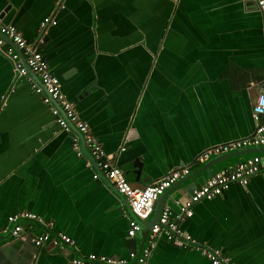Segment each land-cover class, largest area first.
<instances>
[{
    "label": "crops",
    "instance_id": "obj_1",
    "mask_svg": "<svg viewBox=\"0 0 264 264\" xmlns=\"http://www.w3.org/2000/svg\"><path fill=\"white\" fill-rule=\"evenodd\" d=\"M56 1L0 0L1 23L16 26L41 51L66 98L136 188L189 169L163 201L172 218L211 171L264 154L263 146L198 159L212 145L256 129L264 24L254 0H61L63 8ZM47 17L57 25L42 32ZM15 48L5 42V51L20 56ZM76 138L81 144L0 53V264H72L89 254L128 260L145 246L139 235L129 237V210L95 179L83 148L81 156L74 150ZM158 209L156 202L148 221ZM193 211L177 222L196 245L219 249L237 264H264V172ZM21 212L53 222L75 248H37L32 239L42 228L34 223H24V236L16 239L8 218ZM147 264L211 262L162 235Z\"/></svg>",
    "mask_w": 264,
    "mask_h": 264
},
{
    "label": "built area",
    "instance_id": "obj_2",
    "mask_svg": "<svg viewBox=\"0 0 264 264\" xmlns=\"http://www.w3.org/2000/svg\"><path fill=\"white\" fill-rule=\"evenodd\" d=\"M259 11L263 15L264 24V0H254ZM57 5H61V0L56 1ZM56 21L52 17H47L41 24L42 32L46 31L49 25H56ZM3 36L4 38H2ZM5 38L12 41L19 50L23 52L26 58L28 68L39 79L40 84L29 76L26 67L21 63L20 56L13 50L4 51V54L13 62L14 69L18 76L27 77L33 90L43 96V102L49 107L50 113L54 116L56 123L66 132L72 131L74 126L83 136L85 148L90 153L93 163L99 172L113 185V188L123 195L129 202L136 219L129 221V237L136 238L142 231V225L139 223L146 222L154 211L156 201L168 189L172 188L177 182L189 174L188 168L174 170L159 181L148 185L144 188H136L127 178L123 169L117 166L115 155L105 152L103 145L94 137L89 125L84 122L74 105L68 101L62 92V86L59 78L51 71L48 62L37 48L30 45L23 36V33L14 25H5L0 19V50L5 46ZM40 46L45 44L44 39L38 41ZM5 102V101H4ZM253 119L256 123L254 133L244 139L234 140L227 143L214 146L199 156V160L208 161L212 156H223L240 151L247 148H258L264 146V83L261 91L256 98L253 106ZM74 150L78 155H82V147L78 138L74 140ZM125 151V148L122 149ZM264 172V154H256L248 157L230 170H218L204 185L194 190L190 200L183 206L180 215L172 218V211L165 207L161 212L159 222L155 224L148 235L145 246L141 252H131L129 259H119L108 257L105 255L89 254L85 256L73 257L72 264H147L153 251L156 249L158 239L162 235L168 241L180 247L193 246L194 249L203 252L204 256L211 264H233L228 258L222 256L219 249L201 248L196 245L192 237L183 233L178 224L183 216L190 217L193 215V207L202 200H212L221 195L234 184L242 186L247 185L251 178ZM95 179H99V174L94 175ZM9 224L12 225L11 235L16 239L24 236V223H34L42 228L40 234L32 239L37 248H41L46 244L52 247L58 246H76V242L67 234L59 232L55 229L53 222H47L43 218L30 212H21L8 218ZM0 234L2 230L0 229Z\"/></svg>",
    "mask_w": 264,
    "mask_h": 264
},
{
    "label": "water",
    "instance_id": "obj_3",
    "mask_svg": "<svg viewBox=\"0 0 264 264\" xmlns=\"http://www.w3.org/2000/svg\"><path fill=\"white\" fill-rule=\"evenodd\" d=\"M63 3H62V1H61V5H59V7H61V8H63ZM2 18H3V15H0V19L2 20ZM56 21V20H55ZM56 23H57V21H56ZM6 25V24H5ZM57 25V24H56ZM55 26V25H54ZM2 38H4L3 36H1ZM5 41H7V42H10V43H12V41H10L9 39H6L5 38ZM13 44V43H12ZM14 45V44H13ZM16 46V45H15ZM16 48L18 49V47L16 46ZM15 48V49H16ZM4 51H5V49L3 48L1 51H0V53H2V54H4ZM20 51V53L19 54H21L20 56H21V58H23V63L25 64L26 63V58L24 57V55H23V52L21 51V50H19ZM44 56V55H43ZM22 63V62H21ZM12 66H13V71H14V75L15 76H17V73H16V71H15V69H14V64H13V62H12ZM25 66V65H24ZM26 69H27V71H28V74L30 75V77H32L34 80H35V82L36 83H38V84H40V81H39V79L33 74V72L28 68V66L26 67ZM60 80V79H59ZM60 83H61V81H60ZM61 86H62V84H61ZM63 92V91H62ZM5 95H3L2 96V100H3V102L5 101ZM69 101V100H68ZM70 102V101H69ZM72 103V102H71ZM76 110V109H75ZM252 117H253V113H252ZM85 122V121H84ZM90 127V126H89ZM72 131H74V132H76L78 135H79V137L81 138V146H82V148H83V153H84V155L93 163V160H92V158L90 157V155H89V153H88V151H87V149L85 148V145H84V142H83V136H82V134L73 126L72 127ZM250 137V136H249ZM245 138H248V137H245ZM232 141H234V140H232ZM227 142H230V141H227ZM227 142H223V143H227ZM223 143H220V144H223ZM217 145H219V144H215V145H212L211 147H209V148H207V149H205L204 151H201L199 154H198V157L203 153V152H205L206 150H208V149H210V148H212V147H214V146H217ZM263 148V147H262ZM256 149H258V148H251V149H249V148H247V149H243V150H240V151H236V152H234V154L233 153H231V154H233V156H235V155H241V154H247L248 153V151L247 150H250V152H252V153H256ZM231 154H228V155H223V156H220V157H227V156H231ZM197 157V158H198ZM94 168H95V170L97 171V173L99 174V177H100V179L106 184V185H108L117 195H118V197L121 199V201H123L124 203H125V205H126V207H127V209L129 210V213H130V215L132 216V219H136V216L134 215V213H133V210H132V208H131V206H130V204H129V202L126 200V198L123 196V195H121L119 192H117L114 188H113V185L104 177V175L101 173V172H99L98 171V169L94 166ZM174 170H176V169H174ZM174 170H172V171H174ZM171 171V172H172ZM171 172H169V173H171ZM135 173L138 175L139 174V171H135ZM168 173V174H169ZM215 173H213L212 171L209 173V178H211V177H213V175H214ZM252 179V178H251ZM251 181V180H250ZM178 183V182H177ZM250 183V182H249ZM248 183V184H249ZM248 184L247 185H245L244 187H247L248 186ZM175 186V185H174ZM174 186L172 187V188H170V189H168L162 196H160L159 197V199L156 201L157 202V206H158V211H156V213H155V217H154V219L153 220H151V221H148V222H141L140 220H139V223H141V225H142V231L139 233V236L141 237V239H142V241L144 242V243H146V240H147V238H148V235H149V232H150V230H151V228L155 225V224H157L158 222H159V218H160V215H161V212H162V210H163V208H164V199H166L169 195H170V192L172 191V189H174ZM242 186V185H241ZM232 187V186H231ZM231 187H230V189H231ZM229 189V190H230ZM229 190H227V191H229ZM227 191H225V192H227ZM224 192V193H225ZM224 193H223V195H221V196H219V197H217V198H220V197H223L224 196ZM193 214H194V211H193ZM193 216V215H192ZM192 216H190V217H192ZM183 233H185V234H187L186 232H184L183 231ZM68 248H70L71 249V246H67ZM142 250V249H141ZM141 250H140V252H141ZM223 257H225L224 255H222ZM225 258H227V257H225ZM229 259V258H228ZM230 260V262L231 263H233V264H237L235 261H233L232 259H229ZM130 264H132V263H130Z\"/></svg>",
    "mask_w": 264,
    "mask_h": 264
}]
</instances>
